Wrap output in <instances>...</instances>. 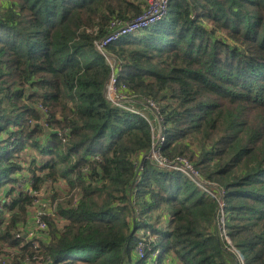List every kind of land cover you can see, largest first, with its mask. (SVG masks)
Masks as SVG:
<instances>
[{"label":"trees","instance_id":"trees-1","mask_svg":"<svg viewBox=\"0 0 264 264\" xmlns=\"http://www.w3.org/2000/svg\"><path fill=\"white\" fill-rule=\"evenodd\" d=\"M146 5L0 0V264H238L217 200L146 158L152 126L106 97L112 65L96 41ZM106 52L122 62V91L159 104L162 153L224 186L232 244L264 264V0H170ZM62 179L70 190L52 192L47 241L17 237L31 191Z\"/></svg>","mask_w":264,"mask_h":264},{"label":"built area","instance_id":"built-area-1","mask_svg":"<svg viewBox=\"0 0 264 264\" xmlns=\"http://www.w3.org/2000/svg\"><path fill=\"white\" fill-rule=\"evenodd\" d=\"M169 2L170 0H147V5L141 14L130 19H114L110 25V28H112L111 32L107 36H104L100 40L96 41L95 46L97 50L101 51L105 56H107V61L112 65V72L105 86L106 97L114 104L122 107L124 110L141 114L152 126L154 141L151 150L145 156L146 158L150 159L160 167L182 171L184 174L194 180L199 188L217 200L219 235L226 244H230V249L236 254L238 264H247L244 255L236 246L232 244L227 233L225 223L226 190L224 186L220 185L218 182L206 179L200 173V171L194 167L192 161H190L186 156L178 155L173 159H170L162 153V146L166 139V133L164 132L163 118L160 112L159 104L151 98L144 97L138 99L135 95L130 96L126 92L122 91L120 84L122 87H125V84L121 83L119 80L120 74L123 71L122 62H119L116 57L109 55L108 52H106V47L108 44L118 41L129 34L150 27L151 25L158 22L166 14ZM122 100L125 101L121 102ZM146 108L151 111L152 116H148L147 112L145 111ZM60 134L64 136L65 131H60ZM63 140H65V138H63ZM38 191L40 190L31 191V194L34 195V206L35 202L39 199L37 198L38 195L36 194ZM9 199L10 198L8 197L7 200ZM74 202H76V200H74ZM39 208L40 206L36 211L34 210L33 212V224L24 232H18L16 234L17 237H21L23 234L28 240H34L35 237H40V232L46 231L48 233L49 228L46 216L53 214L55 208H53L50 213L41 211ZM140 236L142 239L138 243L137 252L141 257H144L149 241L143 231L140 232ZM35 246L40 245L36 244L35 242ZM159 254V250H156L153 253L154 262H156ZM33 260L34 256L31 259L27 258L26 264H32Z\"/></svg>","mask_w":264,"mask_h":264},{"label":"rangeland","instance_id":"rangeland-1","mask_svg":"<svg viewBox=\"0 0 264 264\" xmlns=\"http://www.w3.org/2000/svg\"><path fill=\"white\" fill-rule=\"evenodd\" d=\"M124 101L125 100H122L121 102H124ZM55 188L56 189L58 188L57 190L59 192V196L62 195V198H64V199L66 197H68V195H65V194H67L69 192L70 187L68 186V182L64 179H62L60 182L56 183L55 187L50 186V187L41 188L40 191H38L36 193L38 195L37 198H39V199L35 202V206L33 207V211H32L33 215H34V213H33L34 210L36 211L39 206H40L39 210L45 211L46 213H50V211L56 207L57 201L52 198V192L55 190ZM9 198L11 199V197H9ZM64 199H61V200H64ZM33 215L31 216L27 225H22V227L24 228V231L33 224ZM141 231L144 232V229H140V232ZM39 236H40L39 238L35 237V239H34L36 244L40 245L43 242V240L45 241L48 239V233L46 231L40 232ZM42 261H43V259L41 256L34 255V260L32 261V264H43V263H41Z\"/></svg>","mask_w":264,"mask_h":264}]
</instances>
